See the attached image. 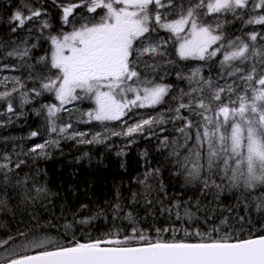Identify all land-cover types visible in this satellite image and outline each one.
<instances>
[{
  "label": "trees",
  "instance_id": "1",
  "mask_svg": "<svg viewBox=\"0 0 264 264\" xmlns=\"http://www.w3.org/2000/svg\"><path fill=\"white\" fill-rule=\"evenodd\" d=\"M24 1L20 5L15 0H0V60L15 64L12 56L4 55L11 49L10 43L19 37L12 30L14 21L7 19L13 5L16 4L23 15L30 14L29 8L43 9L41 17L49 27L42 28L40 20L26 22L23 27L24 33L31 34L41 29L38 46L33 44L28 49L27 67L20 65L15 72L29 91L30 102L21 106L19 93H14L10 97L14 112L8 113L7 101L0 100V161L4 157L10 160L9 168L0 169V239L27 232L29 237L47 236L55 243L67 246L74 239L85 242L105 239L109 235L123 239L132 236L133 229L136 236L143 234L152 240L189 242L201 238L195 235L196 232L214 238L228 234L241 239L264 234V185L257 184L255 188H246L242 183L238 187L232 186L219 170H205L198 179L191 180L175 166L174 157L170 155L173 140L183 143L177 130L186 120H191L194 125L201 123V117L195 114L199 111L195 104L192 109H181L179 115L186 119H174L180 103L187 104L200 95L181 96L182 92L188 93L196 87L186 79L192 70L200 68L204 79L211 77L220 86L233 83L234 78H221L219 59L182 60L176 54L179 41L160 30L156 39L165 41L161 48L165 54L141 57L136 70L141 81L171 86L160 105L145 108L146 115L158 120L162 118V123L146 126L143 132L131 137L113 135V132L126 131L125 125L117 120H89L87 113L91 99L80 93L82 98L78 108L61 110L55 118L57 132H51L44 106L59 102L54 93L44 91L36 96L31 89L40 88L37 74L44 76L45 63L50 65L49 37L64 29L61 24L57 29L62 14L60 5L76 0ZM180 2L177 0L178 4ZM252 2L235 15L219 14L222 31L229 39L241 37L247 41L248 33L253 31L264 37V25L244 23L252 15H264L259 9L252 11ZM183 3L185 7L189 6V0H183ZM102 13L100 10L94 13L95 19L98 20ZM205 22L215 26L217 17H206ZM37 24L40 27L33 30L32 26ZM262 46L264 38L255 42V47ZM42 57L46 60L42 61ZM234 67L250 71L251 62H236ZM235 82L238 84L239 79L235 78ZM204 98L206 103L211 101L210 91H205ZM224 102H227L226 93ZM211 103L215 109L217 104ZM66 125L71 127L60 133L59 128ZM32 132L37 135L32 136ZM195 132L196 127H193L190 130L193 137ZM75 133L85 135L81 137ZM165 137L169 142L167 147L161 144ZM46 141L56 143H48L43 153L31 151L35 145ZM37 188L44 191L37 194Z\"/></svg>",
  "mask_w": 264,
  "mask_h": 264
},
{
  "label": "snow or ice",
  "instance_id": "2",
  "mask_svg": "<svg viewBox=\"0 0 264 264\" xmlns=\"http://www.w3.org/2000/svg\"><path fill=\"white\" fill-rule=\"evenodd\" d=\"M250 2L252 0H196L193 3L189 0V6L185 7L183 0L179 4L177 0H78L60 5L61 19L65 24L82 8L87 13L100 10L103 15L98 20L82 15L80 19L84 22L79 27L49 37L52 45L50 65L45 63L49 75L37 74L40 88L31 91L36 96L44 91L54 93L55 100L59 102L58 105L44 106L50 131L57 132V114L64 105L81 99L79 93L95 102V109L87 113L89 120L101 122L120 120L133 108L160 105L171 86L141 81L136 63L146 55L165 54L161 51L165 41L156 39L159 31L164 30L179 41L176 54L180 59H219L221 78H234L233 83L220 86L211 77L204 79L200 68L193 69L186 77L189 84L196 87L188 93L182 92L181 96L200 95L187 104L180 103L175 109L177 116L174 119H186L179 115L181 109H192L195 104L199 110L195 114L201 117V123L194 125L191 120H186L184 126L177 130L183 137V143L172 141L170 155L174 157L175 166L191 180L198 179L205 170H219L232 186L238 187L241 183L246 188L264 185V46L255 47V42L264 37L253 31L247 35V41L252 44L241 37L229 39L218 20L219 14L235 15L238 10L247 9ZM257 9L264 12V0L252 2V11ZM29 12V15H23L17 10L11 20L22 28L26 22L42 15L41 9L29 8ZM212 16L217 17L215 26L205 22L206 17ZM244 23L264 25V15H252ZM47 27L48 22L43 21L42 28ZM12 30L16 31V28ZM27 55V48L8 52V56ZM245 61L251 62L250 71L234 67L236 62L244 64ZM228 68L233 70L227 71ZM235 78L239 79L238 84ZM8 79L5 77L0 83H6ZM11 79L14 86L0 92V100L7 101L8 113L14 112L10 99L14 93H19L21 106L30 102L29 91L25 90L24 84L19 78ZM141 84L145 86L141 87ZM206 90L211 93V101L207 103L204 98ZM225 93L227 102H224ZM211 102L217 104L215 109ZM162 122V118L149 117L127 126L126 131L112 134L131 137L143 132L146 126ZM70 127H60L59 132L65 133ZM193 127H196L194 137L190 133ZM31 135L36 136L37 133L32 132ZM74 135L83 137L85 134ZM48 143L56 142L37 144L31 151L43 153ZM161 144L168 146L167 137ZM9 163V158L4 157L0 161V169L9 168ZM43 191L42 188L36 189L37 194ZM195 235L201 237L195 242L152 240L143 234L136 236L133 229V235L123 239L111 235L85 242L74 239L66 246L47 236L29 238V233L20 232L0 239V248L8 254L7 260L0 264H264V235L246 239L228 234L218 238L200 232Z\"/></svg>",
  "mask_w": 264,
  "mask_h": 264
},
{
  "label": "rangeland",
  "instance_id": "3",
  "mask_svg": "<svg viewBox=\"0 0 264 264\" xmlns=\"http://www.w3.org/2000/svg\"><path fill=\"white\" fill-rule=\"evenodd\" d=\"M15 1L20 5H22L25 2L24 0H15ZM75 2H78V0L73 1V3H75ZM42 10L43 9H41V11ZM82 15H85L89 18L94 17V13H87L86 9L82 8V9L77 11V13L75 14L74 17L70 18V21L68 24H65L63 22L59 23V26L57 29L60 28V24H61L64 29H59L60 33L72 31L73 27H79L80 23L84 22L82 19H80V17ZM101 15H103V13ZM61 17H62V14H61ZM37 20H40L41 24L43 21H45L43 19H37ZM32 37H33L32 34H26L22 38L18 37L17 39L13 40L10 43L11 49L9 50V52L13 51L14 49H16L18 51L23 50L25 48L29 49L30 45L32 43ZM40 37H41V31L34 33V47L38 46V42L40 41ZM50 47L52 49L51 42H50ZM4 55H6V57H8V53L5 52ZM12 57H13L16 65L6 63V62H4L3 59L0 60V81H3L5 77L9 78L6 83H0V88H1L0 92L10 90L14 86V82L11 78L16 77L15 72H16L18 66L21 65V66L27 67L26 62H25L26 56H24V57L12 56ZM49 63H50V60H49ZM29 67H31V66H29ZM34 68H35V66H34ZM54 71L55 70H53V72ZM47 75H49V73L47 72V70H45L44 76H47ZM130 98H131V94H129V99ZM89 99H91L90 102L92 103V105L90 108H88V111H92L95 109L96 105H95V102L92 98L89 97ZM78 101H80V100L79 99L74 100V101H71L70 103L64 105L63 110L64 111H75L79 106ZM149 117H151V115H146L145 108H133L130 111H128L124 117H121V119L117 120V121H119L120 124H124L125 127H127V126H131L134 123H138L141 119H148ZM29 238H31V236ZM6 258H8V254L5 252V250L0 251V261L4 260Z\"/></svg>",
  "mask_w": 264,
  "mask_h": 264
},
{
  "label": "bare ground",
  "instance_id": "4",
  "mask_svg": "<svg viewBox=\"0 0 264 264\" xmlns=\"http://www.w3.org/2000/svg\"><path fill=\"white\" fill-rule=\"evenodd\" d=\"M17 10H18V9L16 8V4L13 5L12 9L10 10V14L8 15V18H7V19H10V20H11L12 15H13L14 12L17 11ZM11 21H12V20H11ZM12 22H13V21H12ZM36 22H38L37 18L34 19V23H36ZM14 27L16 28V31H13V32H15L16 34H18L20 38L24 37L26 34H31L30 32H29V33H24V32H23V27H22V28L17 27V22H14ZM32 27H33V30H34V29H38V28L40 27V25L37 24V25H34V26H32ZM39 31H40V28H39ZM32 32H33V31H32ZM36 32H37V31H36ZM33 33H35V31H34ZM33 33H32V34H33ZM17 38H18V37H17Z\"/></svg>",
  "mask_w": 264,
  "mask_h": 264
},
{
  "label": "flooded vegetation",
  "instance_id": "5",
  "mask_svg": "<svg viewBox=\"0 0 264 264\" xmlns=\"http://www.w3.org/2000/svg\"><path fill=\"white\" fill-rule=\"evenodd\" d=\"M48 1H49V0H48ZM61 22H63V21H62V19H61V17H60V23H61Z\"/></svg>",
  "mask_w": 264,
  "mask_h": 264
},
{
  "label": "water",
  "instance_id": "6",
  "mask_svg": "<svg viewBox=\"0 0 264 264\" xmlns=\"http://www.w3.org/2000/svg\"><path fill=\"white\" fill-rule=\"evenodd\" d=\"M262 235H264V234H262ZM260 236V235H259ZM257 237V236H256Z\"/></svg>",
  "mask_w": 264,
  "mask_h": 264
}]
</instances>
